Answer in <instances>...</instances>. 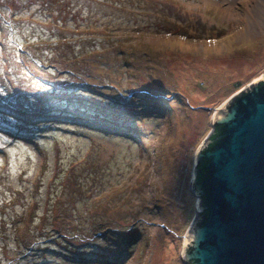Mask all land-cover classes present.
I'll list each match as a JSON object with an SVG mask.
<instances>
[{
	"label": "rangeland",
	"instance_id": "374dc122",
	"mask_svg": "<svg viewBox=\"0 0 264 264\" xmlns=\"http://www.w3.org/2000/svg\"><path fill=\"white\" fill-rule=\"evenodd\" d=\"M263 75L264 0H0V264H186L196 155Z\"/></svg>",
	"mask_w": 264,
	"mask_h": 264
},
{
	"label": "water",
	"instance_id": "95a60500",
	"mask_svg": "<svg viewBox=\"0 0 264 264\" xmlns=\"http://www.w3.org/2000/svg\"><path fill=\"white\" fill-rule=\"evenodd\" d=\"M217 126L221 133L212 139ZM193 186L199 201L184 262L264 264V75L214 115L195 158Z\"/></svg>",
	"mask_w": 264,
	"mask_h": 264
},
{
	"label": "trees",
	"instance_id": "16d2710c",
	"mask_svg": "<svg viewBox=\"0 0 264 264\" xmlns=\"http://www.w3.org/2000/svg\"><path fill=\"white\" fill-rule=\"evenodd\" d=\"M260 85H262V83ZM233 91H235V90H233ZM221 128H222L221 126H217L216 127L215 134L212 136V139L215 138L219 133H221ZM212 145L213 144H209L208 148H210ZM196 171H197V179H196V181L200 182L202 177L204 176V171L202 169V165L201 164L196 166ZM203 203H204V199H203ZM204 216H205V214H201L202 218H204Z\"/></svg>",
	"mask_w": 264,
	"mask_h": 264
},
{
	"label": "bare ground",
	"instance_id": "6f19581e",
	"mask_svg": "<svg viewBox=\"0 0 264 264\" xmlns=\"http://www.w3.org/2000/svg\"><path fill=\"white\" fill-rule=\"evenodd\" d=\"M237 93H238V92H237ZM218 110H219V109L216 110L215 114L218 113ZM215 114H214V115H215ZM189 230H190V229H189ZM189 230L187 231V233L189 232ZM187 233H186V234H187ZM190 237H191V236H190ZM182 241H183V245L185 246V245L188 243L189 239H188V238L186 237V235H185Z\"/></svg>",
	"mask_w": 264,
	"mask_h": 264
}]
</instances>
